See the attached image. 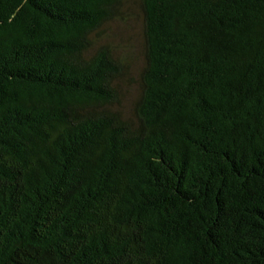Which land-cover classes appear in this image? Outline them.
Returning <instances> with one entry per match:
<instances>
[{"label":"trees","instance_id":"16d2710c","mask_svg":"<svg viewBox=\"0 0 264 264\" xmlns=\"http://www.w3.org/2000/svg\"><path fill=\"white\" fill-rule=\"evenodd\" d=\"M0 264H264V0H0Z\"/></svg>","mask_w":264,"mask_h":264},{"label":"rangeland","instance_id":"374dc122","mask_svg":"<svg viewBox=\"0 0 264 264\" xmlns=\"http://www.w3.org/2000/svg\"><path fill=\"white\" fill-rule=\"evenodd\" d=\"M127 20L116 19L109 23L106 33L98 35V40L111 42L119 53H126L133 71H138L143 65L142 20L137 8L132 7ZM135 93V89L131 91Z\"/></svg>","mask_w":264,"mask_h":264}]
</instances>
